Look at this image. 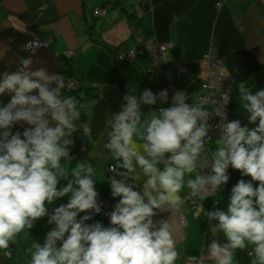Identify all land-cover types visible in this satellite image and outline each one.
I'll return each mask as SVG.
<instances>
[{"label":"clouds","instance_id":"9594fccd","mask_svg":"<svg viewBox=\"0 0 264 264\" xmlns=\"http://www.w3.org/2000/svg\"><path fill=\"white\" fill-rule=\"evenodd\" d=\"M32 63L31 56L21 58L15 71L0 73V97L10 96L7 103L0 101V251L5 256L11 255L10 245L21 243L22 232L47 217L54 227L43 243L31 240L30 264H176L180 253L173 226L169 218L155 217L180 211L187 198L203 201L219 193L231 167L250 180L237 181L225 208L204 211L213 236L222 234L227 242L212 239L203 249L213 264H237V250H250V264H264V89L238 88L252 128L227 120L231 87L211 112L187 102L184 91L173 94L170 106L146 113L145 105L168 103L166 89L125 94L121 110L107 123L104 147L115 163L107 169L114 176L106 180L111 197L119 199L104 226L87 223L102 210L95 167L86 161L71 166L72 134L82 128L89 135L91 128L78 123L82 113L76 99L63 93V77L33 70ZM210 116L220 123L209 157L205 141L216 130ZM17 124L26 125L22 132L12 131ZM66 195L67 203L50 212L49 206Z\"/></svg>","mask_w":264,"mask_h":264},{"label":"crops","instance_id":"0c3cea01","mask_svg":"<svg viewBox=\"0 0 264 264\" xmlns=\"http://www.w3.org/2000/svg\"><path fill=\"white\" fill-rule=\"evenodd\" d=\"M218 1L149 0L148 8L136 18V29L166 44L169 58L182 62L193 77L206 72L205 56L221 60L232 78L227 111L242 118L243 126L252 128L255 125L248 123L247 113L240 107L238 88L245 84L253 92L264 89V0H226L219 7ZM103 3L106 11L94 18L92 9ZM33 37L48 42L47 48L31 56L33 70L45 68L50 74L63 77V82L69 78L79 82L81 87L93 89V97L84 102L81 101L83 92L78 93L77 98L63 89L65 95L79 99L77 107L82 115L78 123H86L91 128L89 135H85L82 128L72 134L74 144L70 155L74 159L71 166L81 161L92 164L98 180V200H118L111 197L106 180L110 177L109 165L115 163L104 147L109 131L107 123L113 113L121 110L125 94L135 89L140 95L150 87L147 80H140L131 68L115 61L116 49H132L135 45L132 25L118 9L110 8L106 0H0V73L15 71L21 58L30 57L24 54V45ZM66 50L73 52L71 58L64 55ZM9 99V95L0 97L3 103ZM142 111L150 110L143 106ZM25 126L17 124L12 131L22 132ZM83 146L87 152L81 151ZM196 174L194 171L192 176ZM140 183L142 185V180ZM186 192L187 189L181 195ZM68 198L66 195L55 200L49 211L67 203ZM215 199L219 200L216 208L223 209L229 198L221 192L207 197L196 207H191L187 198L180 211L155 217L169 218L173 226L180 253L176 264H213L203 247L212 239L227 242L222 234L213 236L205 216V212L213 209ZM94 221L108 226V220L101 213L93 214L87 223ZM52 227L47 217L37 220L33 228L27 230L29 233L20 234L18 246L10 245V256L0 251V264H30L31 240L43 243ZM248 251L237 250V264H250Z\"/></svg>","mask_w":264,"mask_h":264},{"label":"built area","instance_id":"2783aa9c","mask_svg":"<svg viewBox=\"0 0 264 264\" xmlns=\"http://www.w3.org/2000/svg\"><path fill=\"white\" fill-rule=\"evenodd\" d=\"M226 0H219L216 5L219 7ZM134 9L137 11V15L142 14L141 9L134 4ZM105 9H96L94 11L95 15H103ZM137 43L142 44V48H137L134 45L132 49H118L116 51V58L121 61H126V63H131L137 54L146 51L150 57L152 66L148 69L149 73L155 72L160 76V81L156 83L154 87L151 88L154 94H157L160 90L166 89L168 91V103L166 104H156V105H145L149 110H158L160 107H168L171 105L172 96L176 91H184L187 93L189 100L187 102L191 103L192 100L201 103L205 106L206 110L212 111L215 106L214 102L219 101L221 94L231 87L232 78L229 76L225 70L224 64L219 59H212L209 55L205 56L204 60L206 62V72L202 76L195 77L194 83L192 81H186L189 77V72L186 66L180 61H171L168 56V47L166 44L158 42L154 37H149L146 40L141 36H136ZM136 43V45H137ZM48 42L38 39L30 38L24 45V54L26 56H32L40 49L47 48ZM64 55L68 58L72 57L73 52L71 50H66ZM76 81L73 79H66L64 81L65 90H74L76 88ZM85 104H83L84 106ZM239 119L241 125L243 126L242 118L238 116H233L227 111V120ZM208 123L212 125L214 129L220 123V118L215 116H210ZM211 139H216L219 136V129L210 132ZM207 141H205L206 154L210 157L208 152ZM82 152H87V148L83 146L81 148ZM205 172H210V169H205ZM109 176H114L112 172ZM216 195V194H215ZM214 195V196H215ZM194 203L192 207H196L201 204V200L188 198ZM102 202L101 213L103 217L109 220L107 213L112 210L113 205L116 201L100 200ZM217 207V201L214 200L212 203V208ZM180 222L183 223V218L180 216Z\"/></svg>","mask_w":264,"mask_h":264},{"label":"trees","instance_id":"16d2710c","mask_svg":"<svg viewBox=\"0 0 264 264\" xmlns=\"http://www.w3.org/2000/svg\"><path fill=\"white\" fill-rule=\"evenodd\" d=\"M137 4V6L141 9V12L143 13L147 8H148V4H149V0H106V4H108L110 6V8H116L118 9L126 18V20L128 21V23H130L132 25V28L134 30V39H135V46H137V48H142V44L137 43L136 40V36H141L143 37L145 40L149 37H153L150 34H146L142 31H137L136 27H137V23H136V18L139 17L137 15V11L134 9V4ZM96 9H105V3H103L102 5L98 6V7H94L92 9L94 18L100 15H95L94 11ZM137 43V45H136ZM120 49V48H118ZM118 49H116L115 51H117ZM68 58V57H67ZM71 58V57H70ZM171 61H178L176 59H170ZM115 61L122 67H129L131 68L135 74L137 75V77L140 80H145L144 75L145 74H150L153 75L155 77V81L154 83H147V85H149V89H151L152 87H154L156 85L157 82L160 81V76H158V74H156L155 72L153 73H149L146 72L148 71V69L152 66L151 61H150V57L148 56V53L144 50L142 51V53H139L136 55L135 59L131 62V63H126V61H121L118 58H116V52H115ZM188 70V69H187ZM195 77L191 76L189 74V77L187 78L186 81L190 82V81H194ZM76 88L74 90H65V88H63L65 91H67L69 94H74L75 97L79 98V94L80 92H83V99H81V101H86L88 98L93 97V92H92V88L90 87H81V84L79 82H77ZM79 99H76V101ZM216 139H211L207 141V147H208V152L211 154L213 153L215 147H216V143H215ZM228 174H229V180L227 182V184L223 185L221 190L219 191V193H217L215 196L219 195L221 192H223L224 190H228L231 192V188L237 183L238 180L240 179H244V180H250V177L247 176H241L240 172L238 170H234L231 167H229L228 169ZM254 185L257 182H253ZM101 200H108L109 199L105 198V199H101ZM216 200V199H215ZM217 201V200H216ZM189 204L192 207L194 205V203H192L191 200H189ZM218 205V203H217ZM102 214V213H101ZM103 216V215H102ZM108 224H109V220H108Z\"/></svg>","mask_w":264,"mask_h":264},{"label":"rangeland","instance_id":"374dc122","mask_svg":"<svg viewBox=\"0 0 264 264\" xmlns=\"http://www.w3.org/2000/svg\"><path fill=\"white\" fill-rule=\"evenodd\" d=\"M144 78H145V80H147V83H148V82H149V83H150V82L153 83V82L155 81V77H154L153 75H150V74H145V75H144ZM222 193L225 194V195L227 196V198L230 197V193H229L228 190H224Z\"/></svg>","mask_w":264,"mask_h":264}]
</instances>
